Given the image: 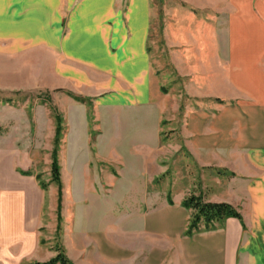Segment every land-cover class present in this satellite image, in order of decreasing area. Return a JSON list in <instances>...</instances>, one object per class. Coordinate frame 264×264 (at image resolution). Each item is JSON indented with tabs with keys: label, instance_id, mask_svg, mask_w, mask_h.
Masks as SVG:
<instances>
[{
	"label": "crops",
	"instance_id": "obj_1",
	"mask_svg": "<svg viewBox=\"0 0 264 264\" xmlns=\"http://www.w3.org/2000/svg\"><path fill=\"white\" fill-rule=\"evenodd\" d=\"M158 7L152 0H0V39L11 40L2 46L54 54L45 87L64 91L62 107L77 118L70 126L86 139L87 106L75 97L93 100L98 150L121 167L102 174L88 168V155L69 159L62 242L77 264H264V0ZM155 17L174 70L199 100L185 108L181 127L203 172L198 194L242 215L192 233L188 190L159 184L165 169L152 156L162 119L176 110L151 56ZM13 160L1 148L0 264L45 262L56 252L43 242L44 205L55 203L59 188L47 193L37 176L9 168Z\"/></svg>",
	"mask_w": 264,
	"mask_h": 264
},
{
	"label": "rangeland",
	"instance_id": "obj_2",
	"mask_svg": "<svg viewBox=\"0 0 264 264\" xmlns=\"http://www.w3.org/2000/svg\"><path fill=\"white\" fill-rule=\"evenodd\" d=\"M166 1L152 0V3L157 8L160 3ZM219 1L212 0L213 3ZM155 19L156 17L152 23L153 37L150 38L151 56L154 63L160 65V76L164 77L161 80L166 93L170 95L168 103L172 109L173 107L176 109L172 113H166L165 118L162 119L161 142L152 153L157 163L164 165L165 169V172L160 176L165 182L159 181L158 183L166 184L168 189H173L177 185L186 188L188 190L186 198L191 195L202 196L198 192L203 186L201 178L203 172L192 160L185 137L181 132V127L185 124V108L189 104H197L199 100L189 97L185 88L186 78L178 75L174 70L170 62L168 48L159 36L161 24L158 25ZM3 42L11 43V40L0 39V150L5 148L8 149V152L13 153L14 160L9 168H15L17 171L21 168L29 170L33 176H38V182L47 183L45 189L47 193L54 191L53 186L56 191L59 188V195L56 197L55 203H52L50 208L49 201L44 205L42 238L43 242L46 240L51 242L56 255L57 248H59L74 264H77L69 256L65 241L64 244L62 242L61 231L62 187H64L66 198L65 187L72 174L71 168H73L69 166V159L83 158L88 155L90 157L88 168L102 174L118 172L121 167L111 161L108 154H102L98 150L96 143L102 133V127L101 121L96 115L93 100L88 97H75L76 100L87 106L89 128L88 139H86L84 133H81L82 131H79L81 134L76 133L70 126L71 122L77 118H70L68 107H62L61 99L64 98V91L45 87L46 82L51 81L52 78V67L55 65L54 54L44 48L28 45H24L19 51L11 52L2 46ZM156 60L160 62L158 63ZM177 108L180 109L177 110ZM55 110L63 117V132L58 148L60 183L52 180L51 173L52 151L55 147L56 136ZM87 144L88 151H86ZM77 146L80 147L78 150ZM123 147L125 154L129 155V145L125 143ZM27 155L28 158L24 159V156ZM125 157L129 158L130 156L125 155ZM22 160L27 163L22 164ZM78 167L81 168L75 166L74 169ZM118 193L119 200L123 193L122 188H118ZM111 200H115V198L111 196ZM98 205L109 206V202L100 199ZM49 212H52L51 216L48 214ZM64 223L66 224V220Z\"/></svg>",
	"mask_w": 264,
	"mask_h": 264
},
{
	"label": "trees",
	"instance_id": "obj_3",
	"mask_svg": "<svg viewBox=\"0 0 264 264\" xmlns=\"http://www.w3.org/2000/svg\"><path fill=\"white\" fill-rule=\"evenodd\" d=\"M54 116L56 120V136L55 147L52 151L51 173L52 180L54 182L60 183L61 171L58 158V148L59 144L61 143L63 132V117L56 110L54 111ZM22 172L28 175L32 174L29 170ZM39 182L43 189L47 188V183L41 181ZM184 205L193 210L188 225V233H192L193 231L200 229L202 224L205 225V228H211L216 222H223L229 217L242 218L241 213L234 205L227 202L206 201L202 196L191 195L190 197L185 199ZM57 249L58 253L55 257H53L49 261L36 262L35 264H74L63 250L59 248Z\"/></svg>",
	"mask_w": 264,
	"mask_h": 264
}]
</instances>
